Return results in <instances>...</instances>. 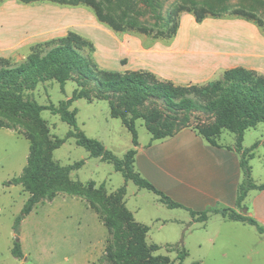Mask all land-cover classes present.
I'll list each match as a JSON object with an SVG mask.
<instances>
[{"label":"rangeland","instance_id":"374dc122","mask_svg":"<svg viewBox=\"0 0 264 264\" xmlns=\"http://www.w3.org/2000/svg\"><path fill=\"white\" fill-rule=\"evenodd\" d=\"M99 1L105 9L115 14L135 9L130 13V19L145 27L153 25L155 16L167 19L176 6L203 8L215 14L225 12L220 18L207 17L202 22H196L193 14L182 12L179 15V30L176 36L157 40L162 46L174 50L231 51L236 48L235 36L248 30V27L238 23L251 25L263 32L255 23L230 16L228 13L233 10H245L256 14L264 23V0H153L154 11L144 0ZM14 4L26 5L17 0H5L0 3V29L2 21L12 18L16 13L12 6ZM124 33L146 36L137 31H125L121 34ZM29 53L16 52L0 58L9 60L11 65H17L23 62ZM75 90L84 95L82 99L71 103L70 109L77 111V128L86 137L96 139L115 156L122 158L133 147L131 135L121 121L111 115L109 100L101 99V93L93 83L74 78L66 82L62 90L59 83L50 80L38 84L29 95L40 106L50 103L58 105L62 101L70 100ZM143 110L146 116L151 112H159L160 122H163L166 114L172 116L159 101L148 100ZM182 117L181 114L176 116L177 120ZM188 117L189 126L183 129H190L196 134L195 128L208 126L215 121L213 115L202 112H193ZM20 119L21 130L26 127L35 130L50 161L64 167L84 162L79 169L70 172L69 179L82 183L90 194L94 195L100 187L107 195L116 194L118 189L125 186V209L132 213L136 222L149 228L146 235L147 246L159 247V250L152 254L153 259L143 264H178V251L172 248L176 245L188 252V257L182 264H264V245L255 247L258 254L254 252L250 261L249 256L253 254L251 255L249 250H252L255 244L251 238L242 237L243 243H238L235 240L237 234L233 230L218 225L215 227L213 223L210 225L211 231H204L199 224L193 228V224L186 221L188 214L183 205V208L178 209L166 208L155 194L138 188L131 181L125 183L122 175L116 172L111 164L89 157L88 152L77 146L73 138L66 137L71 128L62 122L58 115L46 110L42 111L39 117L21 115ZM135 127L139 144L151 142L146 120H137ZM252 129L255 130L247 133L246 145H252L256 141L260 142V145L250 152L249 165L251 176L260 179L264 178V122L258 123ZM234 139L232 133L223 130L217 142L220 146H227ZM28 151L29 143L19 131L0 128V264H99L108 231L81 198L58 194L52 202L36 205L21 221L18 230L14 229L28 194L20 186L10 184V181L22 173ZM165 220L169 222L163 223ZM128 225L126 218H123L122 226L125 230H128ZM215 232L217 237L214 245L208 243L205 246L203 237L209 239ZM16 238L23 253L21 259L12 255Z\"/></svg>","mask_w":264,"mask_h":264},{"label":"trees","instance_id":"16d2710c","mask_svg":"<svg viewBox=\"0 0 264 264\" xmlns=\"http://www.w3.org/2000/svg\"><path fill=\"white\" fill-rule=\"evenodd\" d=\"M3 1L5 0H0V3ZM17 1L23 4L49 2L64 6H84L90 8L97 20L115 33L137 31L153 39L175 37L182 12L193 14L196 22H202L207 17L220 18L225 13L215 14L203 8L176 6L167 19L155 16L153 25L145 27L130 19V13L135 9L115 14L105 9L99 0ZM144 1L152 11L155 10L153 0ZM228 14L251 21L264 32V23L256 14L245 10H233ZM93 52L94 47L88 40L69 33L63 38L34 46L26 59L17 65H11L9 60L0 58V128L19 131L29 143L26 165L22 173L10 181V184L20 186L28 194L16 219L15 230H18L21 221L36 205L52 202L58 194H64L85 200L107 229L108 238L99 264H143L153 259L152 254L159 250L157 245L147 246L146 235L149 228L136 222L132 213L125 209V186L118 189L116 194L107 195L102 187L94 195L90 194L82 183L69 179L70 172L79 169L84 164L83 161L65 167L50 161L35 130L31 127L21 130V115L39 117L46 110L58 115L71 128L66 137L73 138L77 146L88 152L89 157L111 164L122 175L125 183L131 181L138 188L155 194L168 209L183 207L135 170V156L139 146L135 122L139 119L146 120L151 141H158L172 137L189 126L188 115L193 112L213 115L215 121L212 124L197 127L195 131L212 147H220L217 141L223 130L235 136V150L241 156L240 167L243 172L236 206L243 209L242 203L249 191L264 190V184L257 185L253 181L249 165L250 152L260 142L254 143L249 149L243 148L246 131L264 122L263 76L255 71L234 68L225 71L220 79L206 85L175 86L149 72L119 73L99 70L93 62ZM74 78L93 83L101 93V99L109 100L111 115L118 118L130 133L133 147L122 158L115 156L96 139L86 137L77 128V111L70 108L71 103L83 98L80 91L75 90L68 101H62L58 105L50 103L47 106H40L29 95L40 83L55 80L63 90L65 83ZM148 100L162 102L172 116L162 114L163 122L159 121V112H151L146 116L143 109ZM180 114L183 117L177 120L176 116ZM189 213L193 221L198 223L206 222L211 213L220 214L228 221L252 226L260 235H264V228L253 218L232 209ZM123 218L128 221V230L122 226ZM172 248L178 251L176 259L178 264H182L188 257V252L180 249L179 245ZM12 255L18 259L23 257L18 241L14 243Z\"/></svg>","mask_w":264,"mask_h":264},{"label":"crops","instance_id":"0c3cea01","mask_svg":"<svg viewBox=\"0 0 264 264\" xmlns=\"http://www.w3.org/2000/svg\"><path fill=\"white\" fill-rule=\"evenodd\" d=\"M12 6L16 13L3 20L0 29L2 57L30 52L38 44L75 33L93 45V61L103 71L149 72L175 86L206 85L234 68L255 71L264 77V33L245 23H238L248 30L235 36L237 49L228 52L186 51L164 47L158 39L115 33L84 6L49 2ZM252 130L255 129L244 135V149L254 144L246 145L247 133ZM136 152L135 170L174 202L183 205L188 214L186 221L192 223L193 228L199 224L204 231H211L213 223L215 227L231 229L237 234L235 240L238 243H243L241 238L246 236L255 241L254 248L249 251L251 255L258 254L255 247L264 245V235L254 227L228 221L216 213H211L206 222L197 223L189 213L232 209L253 218L264 228V190L249 191L242 203L243 209L236 206L243 172L235 139L227 146L212 147L194 131L183 129L172 137L139 144ZM252 155L254 157V152ZM252 179L257 185L264 184V178L252 176ZM166 222L169 221H163ZM216 237V232L209 239L203 237V244L214 245ZM253 256H249L250 261Z\"/></svg>","mask_w":264,"mask_h":264},{"label":"water","instance_id":"95a60500","mask_svg":"<svg viewBox=\"0 0 264 264\" xmlns=\"http://www.w3.org/2000/svg\"><path fill=\"white\" fill-rule=\"evenodd\" d=\"M16 240L18 241V238H16Z\"/></svg>","mask_w":264,"mask_h":264}]
</instances>
